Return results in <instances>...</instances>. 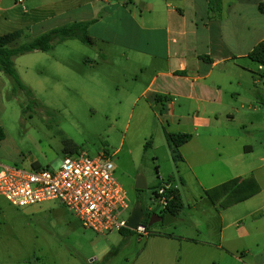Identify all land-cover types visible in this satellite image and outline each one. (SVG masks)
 Masks as SVG:
<instances>
[{
	"label": "crops",
	"instance_id": "0c3cea01",
	"mask_svg": "<svg viewBox=\"0 0 264 264\" xmlns=\"http://www.w3.org/2000/svg\"><path fill=\"white\" fill-rule=\"evenodd\" d=\"M260 4L264 0H0V36L22 32L16 43L87 24L94 45H111L131 59L135 81L137 73H148L133 106L156 110L155 119L169 126L166 135L191 136L179 148L181 159L173 160L176 176L161 175L151 190L161 179L173 184L183 203L175 221L165 226L154 219L166 229L150 227L143 237L118 232V250L133 246L132 264H264V185L257 175L263 166L249 159L258 153L264 163V146L256 148L238 129L254 127L264 104V67L248 57L264 42ZM4 77L0 72L3 88ZM248 177L259 193L226 203L217 188Z\"/></svg>",
	"mask_w": 264,
	"mask_h": 264
},
{
	"label": "rangeland",
	"instance_id": "374dc122",
	"mask_svg": "<svg viewBox=\"0 0 264 264\" xmlns=\"http://www.w3.org/2000/svg\"><path fill=\"white\" fill-rule=\"evenodd\" d=\"M134 10L137 15L142 13L139 7ZM14 63L36 102L24 93H13L11 80L4 77L7 85H0L4 132L0 164L26 171H56L67 145L91 157L106 153L131 206L137 199L143 206H152V187L161 175L172 172L176 176V163L166 141L170 129L164 118L155 119L156 110L142 102L140 107L132 104L148 73H137L135 81V65L123 58L121 50L77 40L57 44L47 53L19 56ZM259 106L254 127H238L240 135L256 148L264 146V104ZM147 142L150 145L145 147ZM258 156L249 159L255 167L263 166L257 175L264 185V163L257 161ZM139 177L148 189L136 192L133 185ZM151 227L166 229L159 223ZM120 239L118 232L98 235L82 228L55 201L16 208L0 197V264H132L133 246L118 250Z\"/></svg>",
	"mask_w": 264,
	"mask_h": 264
},
{
	"label": "built area",
	"instance_id": "2783aa9c",
	"mask_svg": "<svg viewBox=\"0 0 264 264\" xmlns=\"http://www.w3.org/2000/svg\"><path fill=\"white\" fill-rule=\"evenodd\" d=\"M175 191L171 182L161 179L152 192V206L147 205L145 209L151 215L149 223L143 224L142 218L132 232L139 237L149 235L152 218L167 209ZM0 197L16 208L55 201L65 207L82 228L98 235L125 228L132 211L127 193L116 180L114 165L106 153L95 157L80 151L66 155L56 171H26L0 164Z\"/></svg>",
	"mask_w": 264,
	"mask_h": 264
},
{
	"label": "trees",
	"instance_id": "16d2710c",
	"mask_svg": "<svg viewBox=\"0 0 264 264\" xmlns=\"http://www.w3.org/2000/svg\"><path fill=\"white\" fill-rule=\"evenodd\" d=\"M212 1V0H209ZM259 10L264 14V4H260ZM88 25L85 23H75L65 27L57 28L49 31L35 39H32L24 44L16 47H12L17 40L22 36V32H14L7 35L0 36V72L8 77L12 82L13 93L21 92L31 97L32 103H35L33 92L25 86L20 80L14 60L15 58L34 52H49L52 51L57 44L77 40L85 45H94L95 41L88 35ZM252 61L258 63L264 67V42L257 45L248 56ZM4 139V132L0 127V141ZM191 139L190 135L187 134H167L166 140L171 150L172 159L179 161V148L187 143ZM149 142L146 143L145 147H148ZM79 152L77 146H68L64 149L65 155H73ZM220 195L224 198V201L230 205L245 201L260 191V187L257 181L253 177L246 179H234L217 188ZM140 192V191H137ZM139 203L136 201L132 205V209L135 208ZM183 208L181 197L177 191L173 193V198L164 212H160V215H154L153 219H159L163 223L166 214L176 216ZM143 209V224H148L150 214H147L145 208ZM153 225H149L150 227ZM119 233L125 236L133 235L131 230L123 228L119 230Z\"/></svg>",
	"mask_w": 264,
	"mask_h": 264
},
{
	"label": "water",
	"instance_id": "95a60500",
	"mask_svg": "<svg viewBox=\"0 0 264 264\" xmlns=\"http://www.w3.org/2000/svg\"><path fill=\"white\" fill-rule=\"evenodd\" d=\"M134 188L136 190H142V191L146 190L147 185L144 178L139 177L134 184ZM143 215L144 214L141 204H138L135 208L132 209L130 216L127 218L125 222V228L134 231L137 228V226L141 223ZM153 221L154 219L152 218L151 222ZM174 221L175 219L170 214H166L163 223L165 226H168L172 224Z\"/></svg>",
	"mask_w": 264,
	"mask_h": 264
}]
</instances>
